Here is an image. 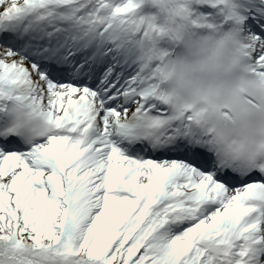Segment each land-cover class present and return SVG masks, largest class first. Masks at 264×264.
<instances>
[{
	"label": "snow or ice",
	"instance_id": "obj_1",
	"mask_svg": "<svg viewBox=\"0 0 264 264\" xmlns=\"http://www.w3.org/2000/svg\"><path fill=\"white\" fill-rule=\"evenodd\" d=\"M218 30L251 88L214 78ZM20 100L54 131L0 129V264H264V167L205 126L264 111V0H0V107Z\"/></svg>",
	"mask_w": 264,
	"mask_h": 264
},
{
	"label": "clouds",
	"instance_id": "obj_2",
	"mask_svg": "<svg viewBox=\"0 0 264 264\" xmlns=\"http://www.w3.org/2000/svg\"><path fill=\"white\" fill-rule=\"evenodd\" d=\"M206 39L214 49L215 62L221 69L213 74L214 78L226 88L241 83L251 88L256 77L245 70L242 62L230 71L223 70L232 64L236 55L238 42L235 37L227 30H218L216 35ZM183 54L188 57L195 55L187 48L183 49ZM162 84L166 93L179 87L169 80ZM205 126L212 134V146L222 163L238 168L264 167V111L252 110L246 118L235 123L211 117ZM0 129H6L26 144L39 141L54 131L39 109L22 100L0 107Z\"/></svg>",
	"mask_w": 264,
	"mask_h": 264
}]
</instances>
